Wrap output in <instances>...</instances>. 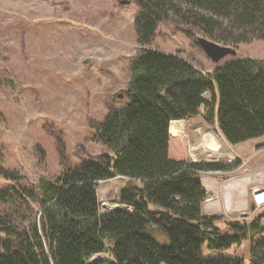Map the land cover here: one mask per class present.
Wrapping results in <instances>:
<instances>
[{
	"label": "trees",
	"instance_id": "16d2710c",
	"mask_svg": "<svg viewBox=\"0 0 264 264\" xmlns=\"http://www.w3.org/2000/svg\"><path fill=\"white\" fill-rule=\"evenodd\" d=\"M133 1L141 48L114 100L120 103L93 127L112 152L67 165L33 186L21 184L0 154V176L16 182L0 190V264H264V208L243 221L202 212L205 189L196 175L239 162L169 154L170 121L198 113L230 144L264 136V61L237 57L203 72L177 53L149 46L162 22L179 25L195 41L264 42V0ZM115 176L126 179L117 201L128 208L101 211L97 184ZM151 225L167 244L145 234ZM245 240L247 260L202 254L204 245L225 250ZM108 242L111 259L91 260Z\"/></svg>",
	"mask_w": 264,
	"mask_h": 264
},
{
	"label": "rangeland",
	"instance_id": "374dc122",
	"mask_svg": "<svg viewBox=\"0 0 264 264\" xmlns=\"http://www.w3.org/2000/svg\"><path fill=\"white\" fill-rule=\"evenodd\" d=\"M137 12L133 0H0V154L2 165L16 171L21 184L37 185L41 178L54 179L67 165L112 152L97 141L93 127L118 106L120 102L114 100L127 87L130 61L141 48L134 29ZM149 46L177 53L203 72L237 57L264 61V42L254 39L234 46L235 55L214 62L195 36L188 37L171 22L159 24ZM187 121V128H174L181 129L178 140L170 136V156L238 161L217 125L208 123L202 113L189 116ZM251 143L259 147L254 163L264 162V136ZM222 151L226 154H219ZM234 168L203 171L200 177H214L224 184L236 174ZM125 180L115 176L98 182L101 211L127 207L117 201ZM15 183L0 176V190ZM213 198L208 192L207 199ZM259 211L212 214L243 221ZM261 223L264 226V217ZM145 234L168 243L166 234L156 226H148ZM106 245V251L94 253L90 259L110 260L111 245ZM249 246L248 240L225 250H210L204 245L202 254H239L247 260Z\"/></svg>",
	"mask_w": 264,
	"mask_h": 264
},
{
	"label": "crops",
	"instance_id": "0c3cea01",
	"mask_svg": "<svg viewBox=\"0 0 264 264\" xmlns=\"http://www.w3.org/2000/svg\"><path fill=\"white\" fill-rule=\"evenodd\" d=\"M187 118L171 120L169 123V134L174 139L178 140L179 132L185 126L187 128ZM184 121V123L182 122ZM181 121V124H180ZM180 126L174 130V128ZM176 133L172 135L171 133ZM258 138V137H257ZM255 139V138H253ZM249 139L240 143L230 144L226 140L225 142L230 145L233 152L238 155V165L235 167L236 174L230 180L227 179L226 183H220V180H217L213 177L212 180L201 178L204 182L205 189V200L202 203V209L206 213H219L223 210L226 212H245L251 210V189L256 185H264V162L257 161L255 162V156L259 151V147H255L254 143ZM226 145V144H225ZM223 143L221 142V147ZM170 149V147H169ZM227 149V148H226ZM224 152V151H222ZM225 155L226 153H219ZM260 163V164H259ZM234 168V169H235ZM220 170H212L205 172H216ZM200 179V182H201ZM205 180V181H204ZM221 191V192H220ZM213 193L214 198L211 200L207 199V193ZM221 207V208H220Z\"/></svg>",
	"mask_w": 264,
	"mask_h": 264
},
{
	"label": "water",
	"instance_id": "95a60500",
	"mask_svg": "<svg viewBox=\"0 0 264 264\" xmlns=\"http://www.w3.org/2000/svg\"><path fill=\"white\" fill-rule=\"evenodd\" d=\"M196 42L201 47V49L206 53V55L214 62L219 61L225 56L236 54V49L233 46L217 43L204 36H197ZM117 96L120 97L121 93H118ZM200 178H201L200 175H196V179L200 180ZM115 208L116 209H126V207H121V206H115ZM254 209H255V206L253 202H251V210H254Z\"/></svg>",
	"mask_w": 264,
	"mask_h": 264
},
{
	"label": "built area",
	"instance_id": "2783aa9c",
	"mask_svg": "<svg viewBox=\"0 0 264 264\" xmlns=\"http://www.w3.org/2000/svg\"><path fill=\"white\" fill-rule=\"evenodd\" d=\"M251 201L256 209L264 208V185H256L251 189Z\"/></svg>",
	"mask_w": 264,
	"mask_h": 264
},
{
	"label": "bare ground",
	"instance_id": "6f19581e",
	"mask_svg": "<svg viewBox=\"0 0 264 264\" xmlns=\"http://www.w3.org/2000/svg\"><path fill=\"white\" fill-rule=\"evenodd\" d=\"M173 127V126H172ZM174 128V127H173ZM214 138V137H213ZM210 193V192H209Z\"/></svg>",
	"mask_w": 264,
	"mask_h": 264
}]
</instances>
